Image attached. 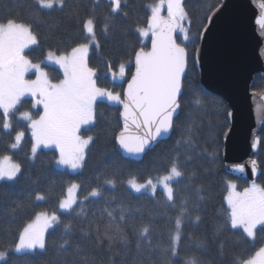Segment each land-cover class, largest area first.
<instances>
[{"label":"trees","instance_id":"1","mask_svg":"<svg viewBox=\"0 0 264 264\" xmlns=\"http://www.w3.org/2000/svg\"><path fill=\"white\" fill-rule=\"evenodd\" d=\"M156 1L126 0V7L122 2V12L112 15L110 0H66L63 10L57 7L39 12L33 0H0V19L12 17L32 25L39 44L27 49L26 54L32 61L42 62L50 51L68 53L72 47L87 42L82 21L94 17L99 47L90 48L89 65L101 77L97 81L99 87L122 93L134 71L135 53L149 47L151 35L143 36L138 29L147 26L148 5ZM221 1L184 0L189 21L187 39L178 32L177 40L187 49L188 71L183 81L180 113L171 136L142 159L127 158L118 150L116 137L122 129V106L110 102L97 103L94 125L84 133L85 138L91 135L94 140L86 149L83 167L74 172L57 165L59 154L54 147H42L36 158H31V130L24 126L26 122L17 124L19 112L10 135L9 130L0 127V155H11L21 165L16 180L0 181V251H7L0 264H81L74 254L77 245L86 251L91 264H185L190 257L197 264H238V259L254 255L264 245V231L260 229L254 240L242 234V230L226 226L217 231L225 224L228 211V181H235L239 190L252 183L225 169L223 137L230 126L231 106L224 97L200 85L195 63L201 33ZM120 64L126 65L124 82L113 83L112 72L118 73ZM44 66L52 80L63 77L59 67ZM263 89L264 76L258 73L253 90ZM24 110H31L34 116L42 111L33 107L30 97L19 106L20 112ZM188 128L192 136L190 145L184 142ZM17 131H24L25 136L20 148L11 149ZM259 138L260 149L255 158L262 171L256 182L264 186V127ZM177 157L184 175L172 181L174 202L167 200L161 187L155 193L136 192L127 184L131 178L146 181L166 175ZM107 180H113L115 186L107 184ZM72 183L80 186L74 211H61L59 201ZM94 188H99L102 195L89 196ZM37 195L44 196V200H37ZM86 196L88 199H84ZM185 200L188 213L181 218L179 255L172 257L168 249L181 202ZM41 211L54 212L60 218L59 225H53L46 233V248L20 253L12 250L23 227ZM197 215L199 221L195 220ZM66 225L70 226L67 233ZM145 226L149 233L141 237ZM64 239L70 241L68 251L58 252Z\"/></svg>","mask_w":264,"mask_h":264},{"label":"snow or ice","instance_id":"2","mask_svg":"<svg viewBox=\"0 0 264 264\" xmlns=\"http://www.w3.org/2000/svg\"><path fill=\"white\" fill-rule=\"evenodd\" d=\"M19 2V0H18ZM122 2L126 7V0H111V14L122 12ZM36 10H61L66 6V0H33ZM151 15L147 20L146 29H138V32L147 36L151 32V50L141 48L135 53V73L127 81V88L121 93L97 85L101 79L97 69L89 66V51L93 46L99 47L95 34V19L89 17L82 21V30L86 33L87 42L80 43L71 48L69 53L56 55L48 53V61L58 64L63 70V78L58 83H53L47 72L39 63H33L25 50H32L38 46L39 41L32 30V25L25 21L12 17L0 19V127L13 129V120L17 124L24 125L31 130V158H36L40 146H55L59 149V165L68 166L73 170L83 167L86 149L93 142L94 137L85 138L84 133L94 125L95 108L97 103L112 102L122 105L124 111V124L121 132L116 137L119 145L128 153L139 154L145 151L150 142L158 137L166 135L173 128L174 116L178 117V96L182 88V76L185 72L188 52L186 47L176 42L174 33H183L187 39L186 30L182 21L187 17L182 0H159L158 3L149 4ZM261 9L255 23L264 29V0H259ZM167 15H162V11ZM127 15V13H123ZM107 31V25L105 26ZM35 73V79H26L29 72ZM116 72H112V80L115 83L124 82L126 65L120 64ZM31 97L34 100L33 107L43 106V113L34 118L28 111H19L23 97ZM198 103V101H197ZM230 116L231 113H228ZM134 129V130H133ZM25 136L24 131H17L11 149L21 147ZM186 144L192 143L191 128L187 130ZM180 143V141H178ZM257 142L253 143V148ZM190 159V157H189ZM179 157L172 163L166 175L157 178L156 183L152 179L146 183H137L135 178L128 181L136 191L150 189L155 193L157 185L163 187L168 201L174 202V189L172 181L183 177L184 173L178 164ZM253 173L256 172V162L252 161ZM244 172L243 165L237 167ZM21 172V165L14 163L12 157L5 155L0 158V181H14ZM107 184L115 186L113 180H107ZM80 186L72 184L68 189V196L59 201V209L65 212L74 211L73 205L77 203L75 190ZM237 185L228 181V194L225 197L228 211L225 216V224L217 228L221 231L225 226L232 230H242L248 238H256L257 230L264 231V186L253 182L250 187L242 192L236 190ZM202 191V190H201ZM102 195L99 188H94L89 196ZM202 198V197H201ZM37 200H44V196L37 195ZM84 199H88L86 196ZM180 215L175 220L176 230L171 236V244L168 251L172 257L179 255L181 241L182 217L188 213L187 201L181 202ZM173 207L175 204L173 203ZM19 207V206H17ZM108 215L111 217L112 213ZM121 220L124 216L121 215ZM196 221L200 216L195 217ZM60 218L56 213L49 215L45 211L36 214L35 219L23 227L19 233V242L15 244L14 251L33 252L36 249L46 248L45 233L53 225L58 226ZM70 226H65V232ZM149 233L147 226L141 230V237ZM87 236V233L85 234ZM70 241L64 239L57 249L58 252H67ZM140 245L137 244L139 249ZM221 251L223 244L220 245ZM81 264H91L86 251L79 245L74 250ZM7 255L6 251H0V260ZM185 264H197L195 258H186ZM238 264H264V246L259 247L254 255L238 259Z\"/></svg>","mask_w":264,"mask_h":264},{"label":"water","instance_id":"3","mask_svg":"<svg viewBox=\"0 0 264 264\" xmlns=\"http://www.w3.org/2000/svg\"><path fill=\"white\" fill-rule=\"evenodd\" d=\"M260 12L259 0H222L209 15L195 54L200 85L224 97L231 106L230 126L223 137L222 155L225 169L234 177L252 182L257 181L262 171L255 155L260 149L259 134L264 127V89L253 90L256 74L264 75V29L255 23ZM174 38L180 44L177 33H174ZM144 50H151V39L149 48ZM187 71L188 57L182 76L181 92L178 96L180 105L178 113L181 109L180 99ZM134 73L135 62L132 75ZM126 88L127 82L123 91ZM123 111L122 107L120 111L122 128L124 120L121 113ZM175 119L176 116H174L173 128L170 132L150 142L144 152L128 153L116 139L118 150L127 158L142 159L160 141L171 136ZM254 142H257L256 148H253ZM252 161L256 162L255 173H253ZM240 165L244 166V172L236 170Z\"/></svg>","mask_w":264,"mask_h":264},{"label":"rangeland","instance_id":"4","mask_svg":"<svg viewBox=\"0 0 264 264\" xmlns=\"http://www.w3.org/2000/svg\"><path fill=\"white\" fill-rule=\"evenodd\" d=\"M111 1V0H110ZM159 2V0L158 1H156V2H154V3H158ZM154 3H151V4H154ZM182 3H183V7H184V0H182ZM184 9H185V7H184ZM186 11V10H185ZM187 13V12H186ZM150 15H151V12H150ZM162 15H164V16H166L167 15V11H166V9L165 10H163L162 11ZM182 24H183V27H184V29L186 30V33H187V30H188V25H189V21H188V15H187V17H186V19L184 20V21H182ZM147 28V26L146 27H144V28H142V29H146ZM183 34V33H182ZM148 35H151V32H149L148 33ZM184 35V34H183ZM27 50V49H26ZM26 50H25V52H26ZM51 52H53V51H51ZM49 53V52H48ZM53 53H55L56 55H63V54H65V53H62V54H58V53H56V52H53ZM69 53V52H68ZM47 57H48V54H47V56L45 57V59L42 61V62H35V61H32L33 63H39L40 65H41V67L43 68V70L45 71V72H47V70H46V68H45V66H44V64H52V65H55V66H57V67H59V65L58 64H55V63H53L52 61H48V59H47ZM30 59V58H29ZM90 66V65H89ZM91 67V66H90ZM60 68V67H59ZM61 69V68H60ZM62 70V69H61ZM63 71V70H62ZM48 73V72H47ZM119 73H117V75H118ZM48 75H49V78H50V80L53 82V83H58L59 82V80H56V81H54V80H52L51 79V76H50V74L48 73ZM36 78V76H35V73H34V70H33V72H29V73H27L26 74V79H35ZM63 78V77H62ZM61 78V79H62ZM60 79V80H61ZM108 90H110V89H108ZM26 97H28V96H26ZM26 97H23L22 98V100L24 99V98H26ZM31 98V97H30ZM33 99V98H32ZM33 103H34V100H33ZM110 103H112V102H110ZM112 104H114V103H112ZM36 109L37 108H41L42 109V111L40 112V114H42L43 113V106L42 105H37L36 107H35ZM24 111H28V112H30L32 115H33V117L34 118H38L39 117V115H37V116H34V114H33V112L31 111V110H24ZM42 147H44V146H40L39 148H38V150L40 149V148H42ZM49 147H54L55 148V146H49ZM57 150H58V154H59V149L58 148H56ZM37 150V151H38ZM3 156H5V155H0V158H2ZM8 156H11V155H8ZM85 156H86V154H85ZM12 157V156H11ZM59 159V155H58V158H57V160ZM12 161L14 162V163H18L13 157H12ZM59 167H61V168H65V169H68V170H70V171H72V172H74V171H78L79 169H81V168H78V169H76V170H73V169H71L70 167H68V166H64V165H59V164H57ZM161 177V176H160ZM131 179H133V178H131ZM130 179H128L126 182H127V184L129 185V183H128V181H129ZM136 181H137V183H146L147 182V180L146 181H138L137 179H135ZM149 180V179H148ZM153 180V182L154 183H156V181H157V179H152ZM229 181H231L232 183H235L236 185H237V183L235 182V181H233V180H229ZM172 183V182H171ZM253 183V182H252ZM251 183V184H252ZM255 183H257V184H259L258 182H255ZM72 184H77V183H72ZM72 184H70L69 185V187L72 185ZM251 184L248 186V187H250L251 186ZM78 185V184H77ZM130 186V185H129ZM69 187H68V189H69ZM157 187H161L162 189H163V187L161 186V185H157ZM156 187V188H157ZM78 190H79V188L77 189V190H75V193H74V195H75V198H76V200H78ZM142 190H150V189H142ZM141 190V191H142ZM236 190L237 191H239V192H242L243 190H239L238 189V187L236 188ZM151 191V190H150ZM166 194V193H165ZM69 194H68V190H67V194H66V196L64 197V198H66L67 196H68ZM167 196V195H166ZM63 198V199H64ZM74 206V205H73ZM61 211H63V210H61ZM45 212H47L49 215H51V214H53L54 212H49V211H45ZM39 213V212H38ZM57 215V214H56ZM35 219V217L32 219V220H34ZM32 220H30L28 223H30ZM27 223V224H28ZM26 224V225H27ZM25 225V226H26ZM49 230V229H48ZM47 233V232H46ZM46 233H45V239H46ZM18 242H19V240H18ZM17 242V243H18ZM264 246V245H263ZM12 250H14V247H13V249ZM26 251V250H25ZM7 252V251H6Z\"/></svg>","mask_w":264,"mask_h":264},{"label":"bare ground","instance_id":"5","mask_svg":"<svg viewBox=\"0 0 264 264\" xmlns=\"http://www.w3.org/2000/svg\"><path fill=\"white\" fill-rule=\"evenodd\" d=\"M264 76V75H263Z\"/></svg>","mask_w":264,"mask_h":264}]
</instances>
